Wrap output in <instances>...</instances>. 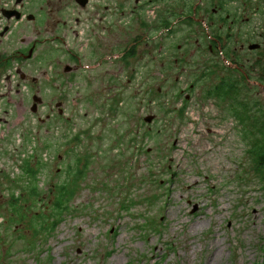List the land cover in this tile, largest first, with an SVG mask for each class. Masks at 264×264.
Here are the masks:
<instances>
[{
    "label": "rangeland",
    "instance_id": "1",
    "mask_svg": "<svg viewBox=\"0 0 264 264\" xmlns=\"http://www.w3.org/2000/svg\"><path fill=\"white\" fill-rule=\"evenodd\" d=\"M244 10L227 35L229 51L244 46L249 81L240 118L233 100L226 114L196 91L179 95L192 78L188 19H167L159 35L118 32L112 61L107 36L86 45L78 34L38 48L33 66L22 68L36 83L22 81L19 95L0 103L7 111L0 114V264H264V196L247 154L256 133L247 111L260 124L264 108V0H248ZM130 43L137 47L120 58ZM251 44L260 47L250 51ZM159 45L162 71L153 58ZM174 59L186 69L175 72ZM5 83L3 76L2 93ZM33 95L41 100L35 113ZM25 161L41 165L38 201L50 205L49 188L74 183L71 213L49 240L35 241L28 230L43 203L26 200ZM76 170L83 173L74 180ZM15 195L19 214L31 209L26 220L8 207Z\"/></svg>",
    "mask_w": 264,
    "mask_h": 264
},
{
    "label": "flooded vegetation",
    "instance_id": "2",
    "mask_svg": "<svg viewBox=\"0 0 264 264\" xmlns=\"http://www.w3.org/2000/svg\"><path fill=\"white\" fill-rule=\"evenodd\" d=\"M247 1L0 0V78L5 76L8 87L7 93L0 92V103L4 99L10 100L11 96L17 97L22 81L36 83L35 79H26L22 68L33 66L36 52L41 45L49 49L52 44H63L69 36L76 37L78 34L88 45L95 36H107L105 44L110 51L113 50L109 52V61H112L117 58L114 53L117 51L118 32L126 35L135 32L138 36L146 37L154 33L159 35L165 31L167 19L177 17L189 20L192 42L189 53L192 78L189 85L178 91L179 95L196 91L199 100H213L215 103L211 108L226 111V114L227 103L230 106V100H233L232 104L237 108L232 107L231 110L240 118L238 111L245 102L242 90L249 81L243 69L244 65L240 62L244 46H232L229 51L227 35H230L229 32L238 25L240 19L244 21V3ZM135 46L137 47L132 43L125 48L121 46L120 58L130 56ZM68 53L72 55L70 51ZM153 58L160 63L162 71L166 64L165 60H161L165 58L162 56V46H158L157 54ZM174 63L175 72L186 69V65L179 68L180 60L174 59ZM173 83L178 85L179 78L175 77ZM254 84L249 83L250 86H255ZM161 92L162 88L158 87L157 94ZM184 99L188 100L189 95H185ZM199 105L203 106L204 102ZM13 106L21 108V101L13 103ZM60 106L61 104L55 106L56 113L63 118ZM0 114H7V111L0 107ZM48 118L49 115L46 116L47 121ZM1 120L0 117V122ZM39 120L44 123V120ZM236 123L237 128L242 126L244 129L241 119ZM3 205L5 206L4 203ZM8 207L16 208L15 216L18 219L20 205L16 195L10 197Z\"/></svg>",
    "mask_w": 264,
    "mask_h": 264
},
{
    "label": "trees",
    "instance_id": "3",
    "mask_svg": "<svg viewBox=\"0 0 264 264\" xmlns=\"http://www.w3.org/2000/svg\"><path fill=\"white\" fill-rule=\"evenodd\" d=\"M264 72V69H262ZM246 107L244 110L246 111ZM257 107L254 105L255 108ZM239 113H242L243 111H238ZM261 118L262 121L260 125H257V115L256 114H249V110L247 111L248 119L253 120V123H251L252 130H255L256 133L254 136L249 140L247 154L251 156V167L252 172L255 175V177L258 179V183L261 185V191L264 196V108L261 107ZM255 121V122H254ZM253 139V140H252ZM78 162L80 163V159L77 158ZM22 172L24 176L29 180V184H26L27 190H26V200L27 201H33L36 200L38 197H40V192L38 191V185L36 184L34 186L33 181L35 178H39V172L41 169V165L37 163V168L33 169L27 161L24 162L22 165ZM83 172L80 170H76L74 173V177L78 179L79 176H81ZM31 183V184H30ZM48 192L52 195V200L49 199L52 204L48 205L43 203L42 199H37L39 204H42V207H38V211L35 214L31 215V209L28 208L27 210L21 209L20 217L22 220L27 219V215H31L30 221L28 224V230L31 232V236L33 240L35 241H41L44 238L49 240L58 230L64 219L66 218V215L71 213V206H69L70 202L74 198L75 194V188L74 183L68 184L67 182L63 181L59 184L54 185L53 189L52 187L49 188ZM16 208H11V213L16 214ZM46 240V241H47ZM45 241V242H46Z\"/></svg>",
    "mask_w": 264,
    "mask_h": 264
},
{
    "label": "water",
    "instance_id": "4",
    "mask_svg": "<svg viewBox=\"0 0 264 264\" xmlns=\"http://www.w3.org/2000/svg\"><path fill=\"white\" fill-rule=\"evenodd\" d=\"M259 47H260V45H258V44H251V45H249L247 47V49L250 50V51H254V50H258ZM64 71L65 72H68L69 71V68L66 67ZM32 101H33V105L31 106L30 111L32 113H35L36 112V107H37L38 104L41 103V100L39 98H37L36 96H34L33 99H32ZM152 119H153V117H146L144 121L146 123H151Z\"/></svg>",
    "mask_w": 264,
    "mask_h": 264
}]
</instances>
